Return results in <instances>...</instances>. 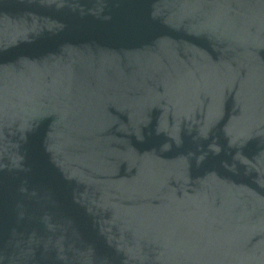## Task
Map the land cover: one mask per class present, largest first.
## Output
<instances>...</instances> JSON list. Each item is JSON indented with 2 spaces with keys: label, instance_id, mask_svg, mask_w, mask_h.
<instances>
[{
  "label": "water",
  "instance_id": "1",
  "mask_svg": "<svg viewBox=\"0 0 264 264\" xmlns=\"http://www.w3.org/2000/svg\"><path fill=\"white\" fill-rule=\"evenodd\" d=\"M0 264H264V0H0Z\"/></svg>",
  "mask_w": 264,
  "mask_h": 264
}]
</instances>
